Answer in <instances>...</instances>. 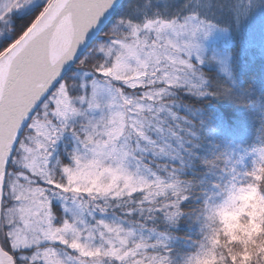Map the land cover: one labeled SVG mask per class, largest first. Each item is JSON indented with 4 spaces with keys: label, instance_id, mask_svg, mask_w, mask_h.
Instances as JSON below:
<instances>
[{
    "label": "snow or ice",
    "instance_id": "snow-or-ice-1",
    "mask_svg": "<svg viewBox=\"0 0 264 264\" xmlns=\"http://www.w3.org/2000/svg\"><path fill=\"white\" fill-rule=\"evenodd\" d=\"M29 2L0 0V34L14 31V11L35 12L0 47V264H264V139L251 165L247 152L233 160L215 145L203 163L218 177L196 182L183 169L205 121L183 124L172 107L178 89L252 103L204 40L232 26L217 14L242 23L264 0H178L153 12L152 0L130 3L143 20L121 17L80 59L95 78L71 82L63 64L113 0ZM212 60L227 78L209 79L201 65ZM69 131L65 162L56 147ZM159 156L179 163H148Z\"/></svg>",
    "mask_w": 264,
    "mask_h": 264
},
{
    "label": "trees",
    "instance_id": "trees-1",
    "mask_svg": "<svg viewBox=\"0 0 264 264\" xmlns=\"http://www.w3.org/2000/svg\"><path fill=\"white\" fill-rule=\"evenodd\" d=\"M145 2L146 0H124L114 16L80 59L87 56L91 49L108 41L109 38L106 33L121 17L129 15L134 20H143L144 13L136 11L135 7L142 8ZM130 3H134L135 7L130 8ZM177 3L178 0H152L153 7L149 9V12H153L156 6H159L161 11H165L166 8L174 11L175 8L172 5ZM136 14L138 18L132 17ZM34 15L35 12L28 15L13 16L11 25L14 27V31L10 37L18 34ZM228 23L232 24L228 34L214 39L207 51V55L211 56L216 53L219 56V52L228 55L230 70L239 85L237 91L248 89L247 95L252 103L241 104L227 98L210 95L201 97L187 91L177 90L174 97L176 103L172 107L178 113V116L187 118L182 123L205 121V126L198 131V138L201 139V143L197 148L198 155L194 159L187 161L183 169L189 176L194 174L197 177L196 182L204 178L203 174H208L209 179L218 177L219 173L215 175L208 173V166L203 163L204 159L211 158V152L215 145H220V151H224L229 155L231 149L234 148L250 149L258 147L261 144V140L264 139V134L260 131L262 124H264V49L261 48V43L256 44L247 40L249 36L248 29L251 30L249 25L242 24L241 26L238 23H232L231 19ZM7 42L4 40L0 47L5 46ZM79 63L73 66L66 74L65 79H68L69 82H71L69 78L76 74L75 70L79 67ZM202 68L213 74L209 79H214L217 73L221 77L227 78L225 73L220 72L217 60L206 62ZM197 109H199V112L196 111ZM178 131L181 135H185L184 128H178ZM188 135L190 136V133ZM171 142L173 147L178 146L180 143L175 137L172 138ZM72 146V142L69 141L66 147L71 149ZM186 147L187 144L181 149L182 154ZM170 160L173 163H179L175 158L164 156L155 157L154 159L149 157L148 163H151L154 168H158L160 163H166ZM221 167H223V163H221ZM163 171L161 169V172Z\"/></svg>",
    "mask_w": 264,
    "mask_h": 264
},
{
    "label": "rangeland",
    "instance_id": "rangeland-1",
    "mask_svg": "<svg viewBox=\"0 0 264 264\" xmlns=\"http://www.w3.org/2000/svg\"><path fill=\"white\" fill-rule=\"evenodd\" d=\"M36 3V0H30L29 4L25 5L24 7L26 9L28 8H31L33 4ZM24 14V11L23 10H16L14 11V13L12 14L10 20H9V23L12 24V17L13 16H19V15H23ZM132 17L134 18H138V15H133ZM217 22H225V23H228L230 21V17L227 16V15H220V14H217ZM142 19H138L137 21H140ZM249 25V28L248 29L249 31V36H248V39L250 42L252 41L253 43H256V44H260L261 43V48L264 49V11H260V10H257L255 12L252 13V15H250L249 17H247L242 23H238V25ZM228 34V31L227 32H224V31H220V30H217V31H214L212 34H210L208 37L205 38L204 40V47H205V52H206V55H207V51L209 49V47L211 46L212 42L214 39H216L217 37H220V36H223V35H227ZM12 35V32H8L7 30L5 31V33L3 34H0V46L3 44L4 42V36H11ZM107 42V41H105ZM104 43V42H103ZM89 55V54H88ZM219 56L220 57H227V60H228V63H229V66H230V59L228 57V55L226 53H222V52H219ZM218 61V64H219V60ZM80 62V61H79ZM78 62V63H79ZM198 62V61H197ZM204 65H201V67H203ZM75 73L76 74H73L75 76H71L69 79L72 81V79L74 80H78L79 78L77 77H80L81 75L82 76V79L83 81L84 80H88L90 78H95L93 73L88 71L86 72L81 66H80V63H79V67L75 70ZM99 75V74H97ZM82 81V80H80ZM90 87V85H89ZM74 93L75 92H82L83 89H74L73 90ZM28 131H31V129H28ZM70 136L71 133L70 131L69 132H65L64 136ZM61 137V139H62ZM60 139V141L57 142V145L58 146H61L60 145V142L62 141ZM71 142L72 144L74 145L75 141L71 135ZM67 152H61L59 154V152H56V155L58 158H61L63 159L65 162H68L70 157L68 156V152L70 151V149H66ZM248 153V155L245 156V161L244 163L245 164H248V165H251V163L254 161L255 159V154L254 153H251V148L250 149H242V148H234V149H231L230 151V156H232L233 160L237 159L239 156L245 154V153ZM55 205H58L56 206V209H57V219L59 221L60 218H62L64 215H65V209H64V205L62 202L60 201H56L55 202ZM58 243V242H57Z\"/></svg>",
    "mask_w": 264,
    "mask_h": 264
},
{
    "label": "water",
    "instance_id": "water-1",
    "mask_svg": "<svg viewBox=\"0 0 264 264\" xmlns=\"http://www.w3.org/2000/svg\"><path fill=\"white\" fill-rule=\"evenodd\" d=\"M124 0H113V6L109 8L104 15L100 18V23L96 25L92 30H90L88 34V39L83 41L77 48V51L74 55V57L68 61H65V63L62 66L61 69V76H65V74L69 71V69L76 63V61L83 55V53L87 50V48L91 45V43L95 40L97 35L100 33V31L105 27V25L110 21V19L113 17L115 12L118 10L120 5L122 4Z\"/></svg>",
    "mask_w": 264,
    "mask_h": 264
},
{
    "label": "flooded vegetation",
    "instance_id": "flooded-vegetation-1",
    "mask_svg": "<svg viewBox=\"0 0 264 264\" xmlns=\"http://www.w3.org/2000/svg\"><path fill=\"white\" fill-rule=\"evenodd\" d=\"M56 152H59V154L61 153V148H60V146H59V148L56 149ZM55 206H57V205H55Z\"/></svg>",
    "mask_w": 264,
    "mask_h": 264
}]
</instances>
